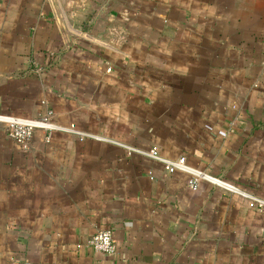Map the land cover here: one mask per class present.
<instances>
[{
	"label": "crops",
	"instance_id": "obj_1",
	"mask_svg": "<svg viewBox=\"0 0 264 264\" xmlns=\"http://www.w3.org/2000/svg\"><path fill=\"white\" fill-rule=\"evenodd\" d=\"M0 264H264V0H0ZM111 229L115 253L90 239Z\"/></svg>",
	"mask_w": 264,
	"mask_h": 264
},
{
	"label": "built area",
	"instance_id": "obj_2",
	"mask_svg": "<svg viewBox=\"0 0 264 264\" xmlns=\"http://www.w3.org/2000/svg\"><path fill=\"white\" fill-rule=\"evenodd\" d=\"M52 116L53 111L51 109L39 117H24L0 112V132L1 127L4 126L6 129L5 131L11 138H13L22 147L27 148L36 128L47 129L49 131L47 139L50 138L51 131L53 129L64 128L63 126L55 123L52 120ZM140 151L152 158L161 160L165 164V167L171 172L181 169L192 173L193 177L191 179V185L195 188L198 186V182L201 179H206L214 183H218L227 189L237 191L248 196L250 199H252V202L258 206L264 205L263 198L241 189L238 185L232 182L220 179L219 177L213 176L206 171L191 166L187 163L185 155H180L174 159L165 158L160 154L157 147H152L148 150L140 149ZM90 242L96 250L102 252L115 253L117 250V245L114 241L112 230L108 228L100 229L94 233L90 239Z\"/></svg>",
	"mask_w": 264,
	"mask_h": 264
}]
</instances>
